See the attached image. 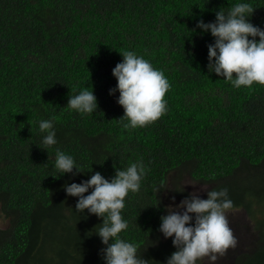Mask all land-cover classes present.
Listing matches in <instances>:
<instances>
[{
	"label": "trees",
	"instance_id": "1",
	"mask_svg": "<svg viewBox=\"0 0 264 264\" xmlns=\"http://www.w3.org/2000/svg\"><path fill=\"white\" fill-rule=\"evenodd\" d=\"M237 3L255 8L249 22L264 30V0H0V219L9 220L0 264H104L103 218L76 211L64 185L97 172L110 180L135 162L146 173L125 198L119 238L138 256L166 264L176 251L159 232L161 193L173 174H186L207 191L226 188L231 210L253 223L256 243L230 250L231 264H264V86L236 88L210 72L215 41L197 28ZM123 51L170 83L166 113L146 127L125 128L119 92L109 95ZM85 88L98 105L90 114L67 106ZM42 120L53 122V146L42 142ZM57 150L79 172L61 175Z\"/></svg>",
	"mask_w": 264,
	"mask_h": 264
},
{
	"label": "clouds",
	"instance_id": "2",
	"mask_svg": "<svg viewBox=\"0 0 264 264\" xmlns=\"http://www.w3.org/2000/svg\"><path fill=\"white\" fill-rule=\"evenodd\" d=\"M254 10L248 3H237L227 14L218 10L215 22L205 24L201 20L197 24L202 32H210L215 41L207 46L209 71L236 88L253 84L264 86V30L249 22ZM119 55L122 62L112 71L117 84L109 95L119 92L117 103L124 110L119 120H127L125 128L146 127L166 113L165 95L170 83L163 71L135 52L123 51ZM67 106L83 114H90L98 107L92 89L86 88L69 98ZM39 129L46 133L42 141L45 146L57 143L51 120L40 121ZM55 167L61 175L76 169L73 158L60 150L56 151ZM145 173L143 163L135 162L125 170H115L110 180L97 172L80 184L64 185L67 196L78 198L76 211L87 210L90 215L103 218L96 234L106 245L101 250L104 264H149L137 255V245L119 238V234L128 228L121 215L125 198L129 192L140 190ZM89 189H92L91 193L85 195ZM199 191L206 192L207 199H201L199 192L194 191L175 208L167 207V215L160 217L159 232L165 239L172 237L176 249L166 264H197L205 257L215 262L218 255L223 256L229 248L236 247L237 239L226 215L234 206L228 198V190Z\"/></svg>",
	"mask_w": 264,
	"mask_h": 264
},
{
	"label": "rangeland",
	"instance_id": "3",
	"mask_svg": "<svg viewBox=\"0 0 264 264\" xmlns=\"http://www.w3.org/2000/svg\"><path fill=\"white\" fill-rule=\"evenodd\" d=\"M174 182H177V187L172 185ZM208 187L209 186L207 184L193 181L186 174L185 177L181 179H179L176 174H173L161 193V202L165 209L169 206L175 208L176 205H178L183 199L187 198L189 194L194 191H198L199 196L202 199L206 192L199 190L201 189L203 191H207ZM226 215L228 219V225L237 239V244L234 248L235 250L229 248L223 256L218 255L215 262H212L209 260V258L205 257L202 260L197 261V264H231V260L229 259L230 250H232L237 255L247 253L256 243V233H254L252 230L253 223L242 209L229 210ZM8 227L9 220L6 218L0 219V229Z\"/></svg>",
	"mask_w": 264,
	"mask_h": 264
}]
</instances>
